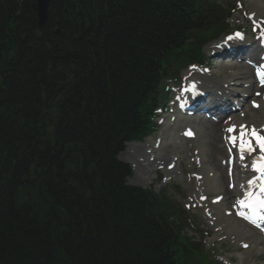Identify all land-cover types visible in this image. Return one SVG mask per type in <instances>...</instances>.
Returning a JSON list of instances; mask_svg holds the SVG:
<instances>
[{
    "label": "trees",
    "instance_id": "trees-1",
    "mask_svg": "<svg viewBox=\"0 0 264 264\" xmlns=\"http://www.w3.org/2000/svg\"><path fill=\"white\" fill-rule=\"evenodd\" d=\"M34 1L0 0V264H204L179 206L127 186L117 156L229 8L60 0L37 39Z\"/></svg>",
    "mask_w": 264,
    "mask_h": 264
},
{
    "label": "rangeland",
    "instance_id": "rangeland-1",
    "mask_svg": "<svg viewBox=\"0 0 264 264\" xmlns=\"http://www.w3.org/2000/svg\"><path fill=\"white\" fill-rule=\"evenodd\" d=\"M240 2H242L241 5H239V7L241 8L237 10L232 19L229 21L231 29L237 28L239 26L243 27L244 29L248 28L247 14L250 13V9H248V7L251 0H240ZM242 12H244V15H242ZM255 13H257L256 15L258 16V18L264 19L263 17L259 16L258 12ZM222 40L223 39H221L219 42H222ZM217 43H211L210 45L205 46L203 49V54L209 56L212 53L213 46ZM224 68H226V64H222L219 70L221 72H226ZM185 72H187V70L182 71L181 78L182 76H184ZM212 80L218 81L217 76L214 75ZM170 86L173 85L170 84ZM170 105L167 108L168 111L169 109H172ZM172 115H175V113H172ZM163 117L164 114L162 116H158L157 122L160 121ZM245 122L252 123L253 120L250 117L248 121L247 119H245ZM161 130L162 128L160 129V131ZM214 130H217V128H214ZM160 131L158 133H155L151 137L155 139L159 136ZM203 131L205 133L204 129ZM213 132L215 133V137L218 135L219 137L214 138L212 130L210 129L207 134L209 137H207L206 139L202 137L200 143L197 141H184L183 144L176 143L175 145L168 147L165 151L158 153H154V151L152 150L154 145H150L149 147V145L146 144L145 140L142 142V144H134L140 145V147H130V145H127L123 153L132 155V158H130L129 160L126 159V163L131 165L133 170V177L131 178V180H129V183H137L136 186L145 188L154 187L156 191H159L165 186L178 187L180 189V194L176 195L177 201L194 215L198 224L203 230L202 232L204 233V235L208 236V238L205 240V246L207 248L211 247L212 251L218 253V255L220 256L219 261L221 260L222 264H228L230 263V261H233L234 264H241V259L244 260L242 264H249L252 261H256L257 264H264V255H262L260 251H258L257 254H253V252L246 253L245 250H241L239 248L240 242L235 237L237 235L241 239L239 234L232 232L234 234H232L231 236H227L224 235L223 232H219L220 227H218L217 224L220 222V216H224V212L226 210H229L228 199L230 195L227 194L228 191H225L228 187L226 171L223 167L221 168L220 166L221 160H226L227 158L224 143L221 142L220 136L222 134L219 131ZM178 133L180 134V131H178ZM172 134L176 133H174L173 131ZM148 147L150 149L149 151H152L153 153L147 154ZM151 157L164 160L157 161V165H155L154 162L149 163V159ZM177 159L179 163L176 169H170V165L174 164ZM206 163H208L207 165H210L208 167L212 169V172L215 174L216 179L219 175L218 173H221L220 176L223 175V177L221 176L219 178L220 180L216 181V187L209 188V186L207 185L209 184V179L211 180V175L208 174L209 171L206 168ZM158 167H162V170L160 172L154 173V170H157ZM167 172L173 174L174 176L172 177L171 174L170 176L167 175ZM194 175L204 177L202 181L200 180L201 182H204V184H198L197 181L193 178ZM148 179L150 180L148 181ZM204 195H207L208 201H206ZM217 196H224L225 198V200H223V202H221V204L217 206L218 209L223 213L221 212L220 216L214 215L213 217H209L207 216L209 215L207 212H211L210 207L214 208L215 206V204H213L211 200ZM218 217L220 218L218 219ZM221 227L223 229L222 224ZM224 232L229 233L230 235V232H227V230H225Z\"/></svg>",
    "mask_w": 264,
    "mask_h": 264
},
{
    "label": "bare ground",
    "instance_id": "bare-ground-1",
    "mask_svg": "<svg viewBox=\"0 0 264 264\" xmlns=\"http://www.w3.org/2000/svg\"><path fill=\"white\" fill-rule=\"evenodd\" d=\"M251 7L254 8L255 12H258L260 17L264 18V0H251ZM242 49L243 48H241V50ZM256 50H257L256 48L248 46L247 50L244 51V53L241 55V57L244 60H247V61L253 60V58L255 56L254 52ZM249 70H250V68L247 66L246 63H237L236 66H233V68L231 69L230 74L227 75V78H226L227 81L224 82V83L229 85L232 81H236L235 83L240 87L241 91L242 92L244 91L243 94H249L250 88H251V92L253 90L252 74H251V72ZM213 83H215L216 86H217V82H213ZM261 92H262V97L264 98V88H263V90H261ZM224 94H225L224 96L227 97L228 95H233L234 91L230 88V89H227L226 93H224ZM254 104H264V101L263 100H251L250 101V105H254ZM245 106H246V108L243 111L244 112H245V110L247 111L246 119L248 121V119L251 117V119L253 120L252 123L245 122L244 116L240 117L238 115V116H235L234 118L228 119L226 121L224 127L223 128L221 127L222 129L220 127H217V130H213L215 132L219 131V130H223L224 134L229 137L227 139L228 143L231 142L232 144H235V141L233 140V138L234 137L237 138V134L241 133V130H243L245 132V130L248 129V127H250V126H255V127L259 128V125H257L255 122H259V121L263 120V112H261V111L253 112L252 110L248 109V104H246ZM227 110L230 111L228 108H227ZM257 113H258V115H257ZM219 116L220 115L218 114L216 117H218L220 119ZM258 116H260V117H258ZM203 123H207L208 125L211 126V128H215L216 126H218V124L215 125V124H212V122H208L206 120H204ZM246 123H247V126H246L245 129H243L242 125L246 124ZM162 124H163L162 138H161V142H160V145H159V150L157 152L165 151L168 147L175 145L179 140H181L179 142L184 141V139H182V138L179 139L180 138L179 136H177L175 134H172L171 131H172L173 127H172V125H170V123L168 121H164V122H162ZM186 127H188V126H185V128ZM185 128L182 130V132L185 130ZM228 129H233V130L232 131H228ZM196 131H197V134L200 133V130L198 128L196 129ZM199 137H200V134H199V136L196 137V141H198ZM150 143L155 144V142H153L151 139H147L146 144H150ZM130 147H140V145H134L133 144V145H130ZM238 157H239V163H240V165H242L243 162H244V158H243V160L241 159L240 153L238 154ZM121 158L124 159L125 162H127L126 159L129 160L130 158H132V155H130L128 153H123L121 155ZM160 160L162 161L164 159H160V158L155 159L154 160V164L157 165L156 162L160 161ZM207 164L208 163H206V168L208 169L209 173H211L212 169L210 167H208L210 165H207ZM158 165H160V164H158ZM169 174H171V173H169ZM242 175H244V177L245 176H250V174L245 169H243L240 172V176H242ZM220 177L221 176L219 174V178ZM234 179H236V177H234ZM234 183H237V185H239V180L238 181L234 180ZM207 185L209 186V188L216 187V178L213 177L211 180L209 179V184H207ZM221 212L222 211H220L218 209V207L215 208V212L214 213H216L217 216H220ZM222 218H223L222 219V226H223V229H224V230L222 229L223 231L227 230V232H230V235L234 234L232 232H235L236 234H239L241 239L235 234L236 237L240 241H244L245 244H249L250 245L249 249L247 250V253H251L252 249L254 247H256L257 243L262 242V239L259 236H257L253 231L249 230V228L247 226L239 223L237 220H235V219H233L231 217L226 219L223 216ZM220 227H221V225H220ZM226 234H229V233H226Z\"/></svg>",
    "mask_w": 264,
    "mask_h": 264
},
{
    "label": "snow or ice",
    "instance_id": "snow-or-ice-1",
    "mask_svg": "<svg viewBox=\"0 0 264 264\" xmlns=\"http://www.w3.org/2000/svg\"><path fill=\"white\" fill-rule=\"evenodd\" d=\"M239 37V33L236 34ZM232 39V37H229ZM258 76L261 79V83L264 84V69L258 70ZM257 106L258 105H255ZM233 129H228V131H232ZM253 135L255 134V130H253ZM191 135V133H188ZM237 138H233L236 140ZM257 144L260 146L261 155L257 157L255 160L252 161V170L258 173L257 176L253 177L249 180L250 187L258 188V191L253 192L249 191L246 193L245 199L239 201L241 207L249 208L253 212V216L255 217L252 222L255 223L256 219L264 220V137H257ZM239 150H240V157L243 160L245 152L251 153L254 149L252 148L251 143L245 139V132L241 130L240 137H239ZM257 181H261L260 184H257ZM244 218L248 219V215L245 213H241ZM247 245H245L246 247Z\"/></svg>",
    "mask_w": 264,
    "mask_h": 264
},
{
    "label": "water",
    "instance_id": "water-1",
    "mask_svg": "<svg viewBox=\"0 0 264 264\" xmlns=\"http://www.w3.org/2000/svg\"><path fill=\"white\" fill-rule=\"evenodd\" d=\"M57 0H36L32 8L36 10L37 13V28L36 36L40 37L45 31V27L48 23L51 6L55 4Z\"/></svg>",
    "mask_w": 264,
    "mask_h": 264
}]
</instances>
